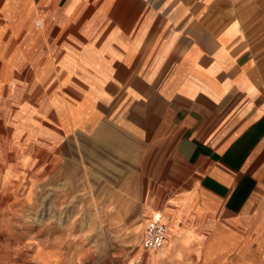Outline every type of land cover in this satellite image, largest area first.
Returning a JSON list of instances; mask_svg holds the SVG:
<instances>
[{
	"label": "crops",
	"instance_id": "1",
	"mask_svg": "<svg viewBox=\"0 0 264 264\" xmlns=\"http://www.w3.org/2000/svg\"><path fill=\"white\" fill-rule=\"evenodd\" d=\"M219 1L0 0V152L80 146L82 195L156 213L165 264L264 251V44Z\"/></svg>",
	"mask_w": 264,
	"mask_h": 264
},
{
	"label": "rangeland",
	"instance_id": "2",
	"mask_svg": "<svg viewBox=\"0 0 264 264\" xmlns=\"http://www.w3.org/2000/svg\"><path fill=\"white\" fill-rule=\"evenodd\" d=\"M219 4L236 21L242 18L252 41L264 44V0ZM7 146L8 152H0V264H165L159 254L166 244L156 252L141 245L145 226L159 218L156 213L146 220L141 210L95 209L99 200L100 206L106 199L128 203L120 194L82 195L93 187L82 186L80 146L58 147L52 170L47 160L29 155L18 165L16 147ZM244 254L245 264H264V251L259 253L255 242L245 245Z\"/></svg>",
	"mask_w": 264,
	"mask_h": 264
},
{
	"label": "built area",
	"instance_id": "3",
	"mask_svg": "<svg viewBox=\"0 0 264 264\" xmlns=\"http://www.w3.org/2000/svg\"><path fill=\"white\" fill-rule=\"evenodd\" d=\"M168 234L167 226L158 221L150 220L145 226L141 245L147 252H156L165 245Z\"/></svg>",
	"mask_w": 264,
	"mask_h": 264
}]
</instances>
